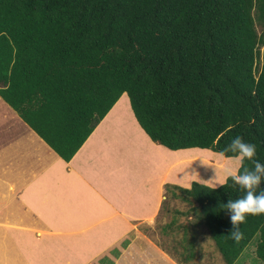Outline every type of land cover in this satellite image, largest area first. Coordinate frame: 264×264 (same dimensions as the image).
<instances>
[{
	"label": "trees",
	"instance_id": "1",
	"mask_svg": "<svg viewBox=\"0 0 264 264\" xmlns=\"http://www.w3.org/2000/svg\"><path fill=\"white\" fill-rule=\"evenodd\" d=\"M123 92L153 142L223 161L172 192L192 203L191 225L206 226L223 264L253 238L264 260V215H248L234 242L221 206L242 189L200 183L236 167L222 150L237 135L264 163V0H0V97L56 155L68 161ZM176 218L162 231L180 230L175 249L191 259L195 229Z\"/></svg>",
	"mask_w": 264,
	"mask_h": 264
},
{
	"label": "crops",
	"instance_id": "2",
	"mask_svg": "<svg viewBox=\"0 0 264 264\" xmlns=\"http://www.w3.org/2000/svg\"><path fill=\"white\" fill-rule=\"evenodd\" d=\"M1 99L0 264H184L138 225L155 222L165 184L193 181L179 182L180 162L157 165L155 153L195 148L153 142L123 92L65 161ZM254 249L236 264L264 263Z\"/></svg>",
	"mask_w": 264,
	"mask_h": 264
},
{
	"label": "rangeland",
	"instance_id": "3",
	"mask_svg": "<svg viewBox=\"0 0 264 264\" xmlns=\"http://www.w3.org/2000/svg\"><path fill=\"white\" fill-rule=\"evenodd\" d=\"M257 30H260V27L257 26ZM1 99V98H0ZM2 100V99H1ZM3 101V100H2ZM4 102V101H3ZM123 105L125 106V101H122ZM5 106V104L0 105ZM198 148V147H196ZM189 149L186 151H180L173 153L171 156L167 157L166 154L160 151L155 153L154 163L160 165L161 163L165 165L166 163L170 162H180V168L178 169L177 176L175 177L179 182H189L190 179L196 181L197 178H201L203 175H207L211 169L215 172H218L217 168H224L221 161H216L212 156V150L209 149ZM218 153V152H216ZM222 155L221 153H218ZM224 156V155H223ZM233 156L231 158H234ZM223 177V176H222ZM198 181V180H197ZM192 182V181H191ZM200 183L215 186L214 184H210L208 182L202 181ZM178 187H183L179 185H174ZM218 184H216L217 186ZM166 189L165 188V196L162 198V207L158 216L156 217L155 222L152 225H138V230L145 232V236L149 239L153 245L158 248L160 251L165 252L166 254H171L178 261H181L184 264H223L219 252L217 251L213 241L209 238L208 229L206 226L199 224L197 226L191 225L190 222H195L197 220L196 217L193 216V213L190 211V202L184 201L181 197H174L172 192L178 193V189L174 188ZM188 188V187H185ZM176 218L177 220L180 219L181 224H189L190 230L193 228L195 234V241L196 245L193 248L194 255L192 259L187 261L184 260V256L179 255L177 252H174L173 244H177L179 240H181L182 233L175 230H171L168 235H163L161 232L162 227L170 221L171 218ZM189 222V223H188ZM190 233V232H189ZM255 242V238L250 241L248 246L249 248L253 247V243ZM187 245V244H186ZM169 252H168V251ZM176 259V260H177ZM262 264H264L262 262Z\"/></svg>",
	"mask_w": 264,
	"mask_h": 264
},
{
	"label": "clouds",
	"instance_id": "4",
	"mask_svg": "<svg viewBox=\"0 0 264 264\" xmlns=\"http://www.w3.org/2000/svg\"><path fill=\"white\" fill-rule=\"evenodd\" d=\"M223 152L235 153L237 157L236 167L226 168L218 185L227 184L231 178L234 184L243 191L242 196L236 199H228L221 206L227 211L231 223V229L226 234V238L239 242L244 235L241 231V225L246 221L247 216L264 215V187H261V183L264 182V163L255 159L256 145L246 142L239 135L230 140L222 150ZM245 160L251 161L253 167L248 168L244 163Z\"/></svg>",
	"mask_w": 264,
	"mask_h": 264
}]
</instances>
